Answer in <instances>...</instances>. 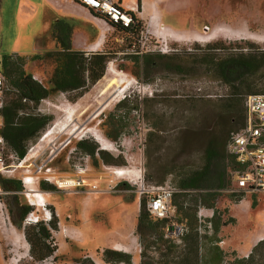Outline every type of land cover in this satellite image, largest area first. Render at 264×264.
Here are the masks:
<instances>
[{
	"label": "rangeland",
	"instance_id": "rangeland-1",
	"mask_svg": "<svg viewBox=\"0 0 264 264\" xmlns=\"http://www.w3.org/2000/svg\"><path fill=\"white\" fill-rule=\"evenodd\" d=\"M18 1L0 0V60L8 55L22 57L23 70L50 89L53 63L32 58L54 50L55 43L40 39L45 31L38 18L17 20ZM148 1L151 8L146 11L140 0L134 37L107 30L101 44L92 47V52L109 57L99 81L79 97L75 92L50 90L36 106H26L25 112L52 120L28 145L24 158L14 161L16 169L10 179L20 183L21 191L1 198L0 264H76L80 258L106 264L104 249H125L121 252L130 254L133 264H141V253L147 264L238 260L259 264L264 259V192L230 196L219 190L226 160L224 143L231 132L239 130V121L227 123L217 106L233 97L238 109L237 103L240 100L242 105L247 94L232 96V89L216 80L204 63L208 54L223 57L238 52L245 43L264 50V0ZM89 34V39L98 41L96 28ZM216 42L226 49H206ZM113 80L118 83L111 85ZM121 85V91L111 96ZM123 100V107L117 108ZM135 105L137 109L130 111ZM111 112L118 116L115 127L104 125ZM49 129L54 132L45 138ZM117 131L116 139L105 136ZM79 140L96 144L123 165L102 164L98 155L94 161L76 148ZM207 152L212 154L209 168L192 188L182 189V179L203 167ZM43 162L57 180L49 183L39 178L30 187L34 189L31 194L43 197L51 213L49 221L55 222V228L47 226L51 234L47 244L54 252L34 261L25 233L34 239L35 223L24 221L32 214L31 220L45 224L46 214L29 205L24 196L27 186L20 179L32 175L33 165ZM74 165L86 168V183L96 185L100 192L91 195L87 187H57L58 181L75 178ZM112 169L129 174L123 179L113 175ZM139 176L147 185L178 189L171 202V219L156 220L144 209L145 202L138 204L135 177ZM110 184L115 185L113 192L107 191ZM57 205L60 216L54 211ZM22 206L30 207L23 220ZM178 224L187 231L176 237L173 228Z\"/></svg>",
	"mask_w": 264,
	"mask_h": 264
},
{
	"label": "trees",
	"instance_id": "trees-1",
	"mask_svg": "<svg viewBox=\"0 0 264 264\" xmlns=\"http://www.w3.org/2000/svg\"><path fill=\"white\" fill-rule=\"evenodd\" d=\"M139 8L140 0H137L136 12L139 11ZM93 15L106 22L111 26L113 31L129 37H134L139 28V22L135 13H131L134 24L130 28L113 23L105 16ZM71 35L72 27L69 23L64 19H58L53 21L49 29L40 36V39H49L55 43L54 50L33 56L32 58L45 59L53 63V69L49 78L50 89H46L41 83L33 80L32 76L23 70L22 57L8 55L3 56L0 60V71L4 74L9 88L2 110V135L8 149L19 160L24 158L28 145L37 138L41 130L52 120L51 116H41L25 112L26 106H36L41 100L48 97L50 90L61 93L75 92L77 93L76 97H79L82 92L93 86L104 75L106 64L108 63V55L100 52L87 54L73 50ZM206 49L216 52L223 51L226 48L220 42H216ZM204 63L208 66L209 71L213 73L216 80L232 89V96H237L241 92H245L246 94L263 93L264 83L261 81V78L264 79L263 49L245 43L244 47H239L238 52L229 53L223 57H220L218 54H208L204 59ZM221 101L217 107L223 110V116L227 123L236 118L239 121L240 128L243 125V100L242 105L240 100L237 103L239 105L238 109L234 108V101L236 100L233 97ZM123 103H125L124 100L117 105V108L123 107ZM136 109L137 105L132 106L130 111ZM20 113L22 114L20 115ZM105 124L112 127L117 126L119 124L117 114L114 112L109 113L104 121ZM118 134L119 131L115 135L106 132L105 136L109 139H116ZM76 148L88 154L94 161H97L94 157L98 155L102 164L123 165L117 162V158H113V156L107 154L105 151L99 150L96 144H89L88 140H79L76 143ZM211 155L210 152H207L203 167L195 172H191L189 178L182 179L180 184L182 189L192 188L200 180L204 171L210 166ZM44 186L45 182H42L41 187L44 188ZM1 187L6 192L16 193L21 191L20 183L14 179H1ZM22 207L21 220L24 219L30 209L29 206ZM50 221L45 224L42 222L35 223L33 227V230L36 231L34 239L25 233L32 247L30 253L34 261H42L50 257L54 252V249L50 248L49 244H47L48 239L51 237L48 228H55V222L50 223ZM42 224L46 225V227H43ZM140 257L141 264H147L143 253H141ZM102 260L106 264H133L130 254L112 249L103 250ZM239 261L230 264H242ZM87 262L93 264L89 258H80L75 263L85 264ZM259 264H264V259Z\"/></svg>",
	"mask_w": 264,
	"mask_h": 264
},
{
	"label": "built area",
	"instance_id": "built-area-1",
	"mask_svg": "<svg viewBox=\"0 0 264 264\" xmlns=\"http://www.w3.org/2000/svg\"><path fill=\"white\" fill-rule=\"evenodd\" d=\"M80 3L97 16H105L113 23H118L125 28H130L134 24L131 13H136L134 8L122 7L117 0H73ZM208 30L207 27L203 28ZM9 90L6 78L0 71V221H3L1 209V198L8 192L1 188V179H10L13 176L16 166L15 155L8 149L7 143L2 135L3 115L2 110L5 103V96ZM25 102V100H23ZM22 113H20L21 115ZM224 154L226 157L222 176L220 177L219 190L237 196L244 194H257L264 192V94H247L243 97V125L238 131L231 132L224 144ZM21 165V164H20ZM35 170L30 176L21 177L20 181L27 190H34L31 185L39 182L41 178L45 182H53L50 168L46 167L45 162L40 165H33ZM74 179H68L62 189H79L87 187L89 192L97 193L96 185L86 183L84 175L86 168L81 165H74ZM29 169V168H26ZM25 170V173H29ZM112 173L116 169L111 170ZM43 176H40V175ZM136 180V195L138 204H143L144 209L156 220H168L173 217L171 202L174 195L178 192L176 187L169 185H147L142 178ZM131 178H134L132 176ZM138 180V181H137ZM55 183V182H54ZM56 184V183H55ZM58 188L59 185L56 184ZM114 186H109L108 190H113ZM30 206L38 207V196L28 198L24 194ZM41 210L46 214L45 222L51 219V213L46 210L44 200H40ZM30 214L25 218L24 223H37L38 220H31ZM48 217V218H47ZM200 220V216L198 218ZM171 227H167L169 231ZM174 235L182 236L187 228L183 224L175 226Z\"/></svg>",
	"mask_w": 264,
	"mask_h": 264
},
{
	"label": "crops",
	"instance_id": "crops-1",
	"mask_svg": "<svg viewBox=\"0 0 264 264\" xmlns=\"http://www.w3.org/2000/svg\"><path fill=\"white\" fill-rule=\"evenodd\" d=\"M117 3L122 7L137 8V0H117ZM16 18L20 22H28L34 18H38L40 21L39 26L45 32L53 21L58 19L66 20L72 27V49L87 54L92 52V47L100 40L99 37H101L102 41L105 31L113 30L106 22L97 18L90 10L73 0H19ZM91 28L98 30L97 42L94 41L95 39H89ZM109 186H114V184H110ZM113 190L107 191L113 192ZM92 194L95 193L91 192ZM54 211L57 216L62 214L60 205L54 207Z\"/></svg>",
	"mask_w": 264,
	"mask_h": 264
},
{
	"label": "bare ground",
	"instance_id": "bare-ground-1",
	"mask_svg": "<svg viewBox=\"0 0 264 264\" xmlns=\"http://www.w3.org/2000/svg\"><path fill=\"white\" fill-rule=\"evenodd\" d=\"M151 7H150V3L148 2V0H145V2H144V10H148V9H150ZM169 30H172V29H170V28H168ZM212 38V37H211ZM101 44V39L97 42V45H100ZM116 83H118V81H115V80H113L112 82H111V85L112 84H116ZM123 88V85H121V86H117V88L116 89H114L113 90V92L111 93V96H116L120 91H121V89ZM65 129L66 128H64V129H62V131H65ZM54 132V131H53ZM52 131H50V129L46 132L47 134L45 135V138H47V137H49L50 135H52V133H53ZM74 132L75 131H73V132H69V135H73L74 134ZM59 133V132H58ZM24 163V162H23ZM23 163L21 164V165H19L18 167L19 168H22L23 167ZM112 173V172H111ZM113 175H115V176H117V177H121V178H127V176H128V174H129V172L128 171H126V170H124V169H118V170H116V172L115 173H112ZM52 180H57V178L56 177H53V179ZM67 180V179H66ZM66 180H62V181H58L57 183H58V185L60 186V187H65V185H64V183H66L65 181ZM28 192L27 193H25L26 194V196L28 197V198H31L32 196H33V194H31L32 192H34V191H32V190H27ZM35 196H38V198H39V200H38V202H36V204H37V206L38 207H40V206H42V203H41V201L40 200H44L43 199V197L41 196V195H37V194H35ZM117 249V248H116ZM118 250H121V251H125V249H118Z\"/></svg>",
	"mask_w": 264,
	"mask_h": 264
}]
</instances>
